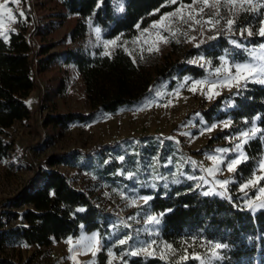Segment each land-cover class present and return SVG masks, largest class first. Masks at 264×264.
Here are the masks:
<instances>
[{
  "label": "rangeland",
  "instance_id": "obj_1",
  "mask_svg": "<svg viewBox=\"0 0 264 264\" xmlns=\"http://www.w3.org/2000/svg\"><path fill=\"white\" fill-rule=\"evenodd\" d=\"M214 3L216 0H208L207 5L203 0H197L193 5L194 12L181 8L179 16L167 17L182 4H192V0L188 3L177 1L173 9L145 28L138 29L133 37L113 38L117 39V44L105 49L101 32L97 34V27L88 24L83 36L72 39L70 34L77 19L68 15L61 17L58 14L60 8L54 0H21L19 4L13 0H0V4L11 8L12 15L16 16L13 22L8 19L5 10H0V37L8 38L12 33L25 32L31 41L34 60L40 45L48 47V56L55 53L61 55L68 50L93 51L97 47L103 53L108 51L110 54L120 49L153 81L148 94L137 104L122 106L112 113L96 109L91 120H75L63 128L48 125L45 119L55 114L87 115L93 111L86 100L81 77L70 65L63 66L60 58L46 72H34L35 88L25 100L29 116L14 122L3 136L10 149L7 157L0 160V234L3 235L9 227L21 225L20 217L14 215L20 214V210L11 205L12 199L24 190L38 187L46 170L62 173L69 184L87 193L104 210L109 234L102 241L97 232L86 233L80 228L77 235L48 246H29L7 240L0 247V257L9 264H97V254L104 248L106 264H126L125 259L134 257H157L163 261L173 260L175 264H201L200 260L192 258L193 255L200 256L204 264H250L245 259L236 263L227 262V254H224L226 245L218 250L220 259L212 258L208 244L201 242H193L189 247H168L170 244L160 239V217L151 213L150 201L145 203L141 199L143 195L139 193L140 188H155V179L170 184L191 180L202 195L211 189L207 197L216 196L228 201L235 199L240 208L252 215L264 211L259 207L252 210L247 207L249 199L255 205L264 200V194L258 191L264 180L258 181L256 187L250 186L244 192L240 190V185L248 179L264 175L259 168L264 154L255 160L251 175L240 181L235 173L227 171L226 164L220 165L221 171L215 175L204 171L213 167V161L208 157L219 155L217 149H232L236 143L246 139L240 137V133L252 128L253 121L261 131L256 133L257 138L250 141L259 139L264 148V131L257 126V118L234 124L230 115L216 118L215 114L208 122L202 116V112L207 111L222 95L237 92L248 84H261L249 82L240 89L217 84L212 93L208 92L212 82L229 75V72L235 73L232 64L255 62L249 59L250 50L258 49L261 43L254 45L253 42L264 38L258 35L261 21H264V11L262 18L256 21L261 7L259 0H251V3L236 0L235 4L231 0H219L217 7H212ZM201 8L203 12L199 11ZM217 10L219 16L215 15ZM21 12L24 13L23 17L19 15ZM189 14L201 22L188 19ZM162 16L167 17L166 20L160 27L153 28L152 25L160 22ZM185 19L187 23H184ZM228 19L234 21L231 31L227 25ZM214 20H219V24H215ZM165 24L170 31L164 30ZM39 28L43 30L42 33L38 31ZM248 31H252L253 35L249 36ZM162 37H166L167 42ZM232 41L241 47L237 48ZM213 45L216 46L214 51L206 52L207 48L212 50ZM149 48H152L151 52ZM179 65L195 66L204 71L205 76L180 75L175 71ZM221 67H227L229 72H221L218 76L216 69ZM196 81L204 83L196 84ZM60 84H63V89L57 92ZM194 85L195 91H191ZM216 92L219 95H215ZM233 106V102L224 99L217 112L225 113ZM226 121L231 122L227 127ZM212 124L216 127L208 131ZM150 140L164 147L168 155L162 163H158L154 157H147L144 170L148 174L142 179L143 175L131 172L124 163L135 152L136 146H144ZM101 149L110 152V158L123 162L114 179L102 180L98 175L104 164L101 162ZM238 155L230 153L226 160ZM50 160L54 161L53 165L49 164ZM214 180H229L230 183L220 188L213 183ZM233 185L235 188L231 189ZM221 192L224 194H217ZM150 216H156L160 222H149ZM93 236L96 237L95 241L91 239ZM121 239L126 241L124 245H120ZM77 240L82 244H77ZM211 242L219 243L214 239ZM133 251L137 252L136 256L131 255ZM185 255L187 259H184Z\"/></svg>",
  "mask_w": 264,
  "mask_h": 264
},
{
  "label": "trees",
  "instance_id": "obj_2",
  "mask_svg": "<svg viewBox=\"0 0 264 264\" xmlns=\"http://www.w3.org/2000/svg\"><path fill=\"white\" fill-rule=\"evenodd\" d=\"M60 8L58 14L73 16L77 24L70 36L72 39L83 36L86 24L100 29L102 38H131L138 29H143L159 16L173 9L170 0H54ZM185 3L191 0H177ZM261 7L256 21L262 18L264 0H259ZM102 3V7L99 6ZM39 32H43L41 28ZM264 42L258 38L254 45ZM206 49V52H213ZM48 47L40 45L34 60L30 39L25 32L12 33L8 38L0 37V160L7 157L10 144L3 136L14 122L29 116L25 100L35 88L34 72H46L60 58L62 65H70L83 81L86 100L93 111L89 114H55L45 119L46 124L66 127L69 122L91 120L96 109L112 113L122 106L137 104L145 98L153 84L150 75L145 73L129 55L120 49L104 55L100 48L93 51H66L63 54L48 56ZM198 51V50H195ZM209 54V53H207ZM216 54V53H215ZM176 72L180 75L203 77L205 72L195 66L179 65ZM63 89L60 84L57 92ZM228 99L234 103L227 112L218 113L222 101ZM223 118L230 115L234 124L243 120L250 122L257 118V126L264 131V84H248L244 89L228 95H222L215 103L202 112L208 122L212 116ZM212 140H210L211 142ZM247 161L239 166L235 176L242 180L248 178L255 166V160L264 154L259 139L243 146ZM124 163L131 172L147 177L145 159L154 157L158 163L168 155V151L156 141H147L144 146H136ZM102 180L114 179L123 162L110 158V152L100 150ZM50 160L49 164L53 165ZM141 169V170H139ZM155 188H140L139 193L150 196L151 213L161 219L160 239L173 248L189 247L193 242L209 244L212 239L226 245V261L250 264L264 262V211L255 215L239 207L233 199H220L216 196H204L191 180L179 184H170L162 179H155ZM264 186V181L261 183ZM233 185L231 189H234ZM13 207L20 210L21 225L9 227L0 234V247L5 241L13 240L24 245L48 246L52 242L64 240L85 232H97L105 241L109 234V223L104 210L84 191L69 184L67 178L57 170H46L38 187L24 190L12 199ZM80 209H83L80 211ZM2 225H0V228ZM194 245V244H193ZM261 245V248H259ZM107 255L103 248L96 257L97 264H106ZM126 264H175L173 260L163 261L157 257H134L125 259ZM0 264L9 262L0 257ZM116 264H123L119 262ZM227 264V263H226Z\"/></svg>",
  "mask_w": 264,
  "mask_h": 264
},
{
  "label": "snow or ice",
  "instance_id": "obj_3",
  "mask_svg": "<svg viewBox=\"0 0 264 264\" xmlns=\"http://www.w3.org/2000/svg\"><path fill=\"white\" fill-rule=\"evenodd\" d=\"M13 2L15 4H19L21 2V0H13ZM171 3L175 4L177 2V0H170ZM231 2L233 4H235L236 0H231ZM248 3H251V0H247ZM197 3V0H192V4L191 5H186V4H182L181 7H178L175 11L167 14V17H177L180 15L181 13V8H187V9H191L193 12L195 11V9L193 8V5ZM203 3L205 5L208 4V0H203ZM219 4V0H216V3H214L213 5H211L212 7H217V5ZM102 7V3L99 5ZM0 10H5L8 13V19L15 22L16 21V16L12 15V9L8 8L6 5H2L0 4ZM200 12H203L204 9L201 8L199 10ZM219 10H217V12L215 13L216 16H219ZM19 15L21 17L24 16V13L21 12L19 13ZM165 16H162L160 18V22L153 24L152 27L153 28H158L160 27V25L166 20ZM188 19L193 20L195 23H200V20H196L195 16L189 14ZM187 19L184 20V23H187ZM212 22V21H209ZM219 20H214L215 24H219ZM234 21L233 19H228L227 20V25L229 26V31H231V27L233 25ZM164 30L165 31H170L169 27L165 24L164 25ZM97 32V34H99V28H97L95 30ZM178 32V30H177ZM174 35L176 33H173ZM156 35H160L159 32L156 33ZM184 35H187V33H184ZM248 35L251 36L253 35L252 31H248ZM258 35L261 37H264V21H261V26L259 27L258 30ZM118 39V38H117ZM117 39H112V40H105L104 41V47L105 49H108L110 45H116L117 44ZM162 39L164 40V42H167V38L166 37H162ZM232 43L237 47L240 48L241 45L236 43L235 41H232ZM149 52L152 51V48L148 49ZM251 55L249 57V59L251 61H255V62H242V63H234L232 64V68H234L235 73L232 74L229 72V69L227 67H221V68H217L216 69V74L219 76V74L221 72H229V75L224 76L222 79H219L218 81L212 82V87H209L208 92L212 93L213 89L216 87L217 84H222L226 87L231 88L232 86L237 87V89H240L244 84L249 83V82H259L261 84H264V43H261L258 46V49H251L250 50ZM104 55H110V53L108 51L104 52ZM189 63H195V61H189ZM226 63V62H224ZM187 82V78L186 81ZM204 83L203 81H196V84H201ZM184 85H181V87H183ZM191 91H195V85L190 89ZM179 91V89H177V92ZM215 95H219L218 92L215 93ZM209 98H212L211 95H209ZM170 103V101H169ZM150 106V105H149ZM230 121H226L225 122V126L227 127L228 124H230ZM253 126L252 128H250L248 131H244L242 133H240V137H245L246 139L241 140L240 143H236L235 146L232 149L229 148H221V149H217L216 152L219 155H212L209 156L208 158L210 160L213 161V167L204 169V171H206L209 174L215 175L217 172L221 171V167L220 165L222 164H226V169L228 172L230 173H235L238 170V166L243 162V161H247L249 159V157L245 154V150L243 148V145L246 144L248 141L252 140L253 138H257L256 137V133L260 132L261 130L259 128H257L255 126V122L253 121ZM216 125L212 124L207 130L211 131L213 128H215ZM251 133V135H250ZM240 137H237L236 139H239ZM230 153H239L238 156H233L230 160H226V158L229 156ZM121 160H123V157H120ZM259 168L264 171V160L260 161L259 163ZM191 178V177H190ZM201 180H203V177H200ZM260 180H264V175H260V176H256L254 179H248L246 183H242L240 185V190L242 192L245 191V189H248L250 186L251 187H256L258 184V181ZM214 184H218L220 186V188H225V186H227L230 181L229 180H223V181H219V180H214L213 181ZM258 191L261 194H264V186H259L258 187ZM212 192L211 189H209L208 191H205L203 194L205 196L210 195ZM219 195H223L224 193H217ZM246 194V193H245ZM141 199H143V201L145 203H147L148 201H150L152 199V197L150 196H143L141 197ZM257 199H260V197H257ZM247 207L252 210L255 209L256 207H259L261 209H264V200L261 201V203L259 205H255L251 199H249L247 201ZM83 209H80V211H82ZM149 222L151 223H159V219L156 216H150L149 217ZM91 239L93 241L96 240V237L93 236L91 237ZM71 242V241H70ZM77 244H82V241L77 240L76 241ZM120 245H124L126 243V241L124 239H121L119 241ZM155 243V242H153ZM168 247H171V245H169ZM209 249L212 251V258L214 259H220L219 256V251L225 247V245L221 244V243H212L209 242L208 244ZM143 251V249L141 250ZM109 255H111V253H109ZM132 256H136L137 252L133 251L131 253ZM149 255H152V253H149ZM193 259L196 260H200L201 264H204V261L201 259L200 256H196L193 255L192 256ZM184 259H187V255H185Z\"/></svg>",
  "mask_w": 264,
  "mask_h": 264
}]
</instances>
